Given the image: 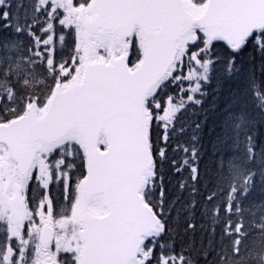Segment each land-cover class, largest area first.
Wrapping results in <instances>:
<instances>
[{
	"label": "water",
	"instance_id": "obj_1",
	"mask_svg": "<svg viewBox=\"0 0 264 264\" xmlns=\"http://www.w3.org/2000/svg\"><path fill=\"white\" fill-rule=\"evenodd\" d=\"M80 21L88 41L124 44L137 29L142 61L130 69L127 54H112L108 62L87 59L82 75L57 89L42 115L31 108L0 125V144L27 175L38 150L77 136L87 164L75 217L83 242L80 264H132L144 238L161 227L141 195L153 167L146 99L170 73L177 51L194 30L237 49L264 26V0H208L199 11L186 0H93ZM102 136L105 151L98 147ZM94 202L101 203L102 212L91 207ZM44 236L49 242L52 230Z\"/></svg>",
	"mask_w": 264,
	"mask_h": 264
},
{
	"label": "trees",
	"instance_id": "obj_2",
	"mask_svg": "<svg viewBox=\"0 0 264 264\" xmlns=\"http://www.w3.org/2000/svg\"><path fill=\"white\" fill-rule=\"evenodd\" d=\"M16 2L21 14L36 10L33 0H7ZM8 5L0 7L2 35L11 31L7 22L15 12L9 8L6 16ZM37 13L27 28L42 36L48 15ZM54 21L62 30L59 17ZM27 28L24 46H31ZM69 32L56 34L65 36L67 51ZM254 41L236 54L214 44L198 102L177 117L166 137L153 120L155 174L145 197L164 229L147 242V264H165L172 256L182 260L178 264H264V57Z\"/></svg>",
	"mask_w": 264,
	"mask_h": 264
},
{
	"label": "rangeland",
	"instance_id": "obj_3",
	"mask_svg": "<svg viewBox=\"0 0 264 264\" xmlns=\"http://www.w3.org/2000/svg\"><path fill=\"white\" fill-rule=\"evenodd\" d=\"M90 1L75 0L73 6L62 14L64 29L72 30L76 41L72 55L64 50L61 44L62 40L56 45L55 37L50 35L42 43L47 46L43 49L45 52L37 53L33 60L36 64L33 66L21 60L25 55L21 51L20 45L24 43L26 19L20 21V14L9 19L8 25L11 31L6 34V40L0 38V121L3 119V113L14 112L18 108L22 109L20 112L22 113L31 104L26 101L29 90L22 96L18 105L14 103V93L7 90L5 85L2 86L4 77L8 73L14 71L17 75L18 69L21 74L23 69V72L26 73L24 76L22 75L23 84L30 83L32 77L36 83H45L41 87V90H44L48 86L60 83L74 71L77 73L87 57H107L111 51L119 54L121 51L119 45L104 41L95 43L88 49L78 23V17L80 14L87 15L90 9ZM199 1L203 3L204 0ZM1 3H4V0H0ZM48 3L49 0H42L41 8L47 9ZM51 27L54 32L55 26L52 25ZM133 40L128 42V47L131 50L132 61L136 62L140 58L138 57L139 49L137 45L134 57L133 47L136 41ZM196 40L200 46L192 45L186 50L184 57L180 56L176 75L172 82L167 83L161 96L163 97V104L157 101L154 103L153 107L157 111V119L163 126H169L187 105L191 106L198 102L197 98L201 93L203 84L208 79L212 55L211 46L204 38H196ZM87 49L90 51L87 52ZM69 58L71 59L70 65L67 61ZM50 59L48 76H46L44 75L46 70L44 65ZM46 78L49 79L46 80ZM166 92L172 93V96L164 98ZM31 101L40 104V97L34 96ZM4 161L5 151L1 148V185L5 187L6 191H8L7 189H24V201L27 205V208L25 205L23 207V221L20 222L9 212V202L5 198L2 200L5 206L3 205V211L0 208V256L4 264H16V262L18 264H37L38 258L40 260L49 258V262L52 261L53 264H77L79 244L71 228L72 215L76 206H80L77 195L81 180L82 160L77 141L71 139L67 144L39 157L31 180L25 185L16 184L18 181L14 174V165L8 164L6 170L2 165ZM93 207L97 210L100 209L99 202H94ZM62 210H68L69 214L59 216L58 213ZM102 211L98 210L97 212ZM46 223L53 224L57 230L55 240L48 246H44L40 238L41 228ZM172 258L173 260L167 261L168 264H178L181 261L175 257Z\"/></svg>",
	"mask_w": 264,
	"mask_h": 264
},
{
	"label": "flooded vegetation",
	"instance_id": "obj_4",
	"mask_svg": "<svg viewBox=\"0 0 264 264\" xmlns=\"http://www.w3.org/2000/svg\"><path fill=\"white\" fill-rule=\"evenodd\" d=\"M10 190H12V192ZM12 194H13V189H8V191H7V199L5 198L8 202H10V197L9 196H11ZM22 194H23V192H21V195ZM0 208L3 211V202H2L1 199H0ZM51 262H49V258H44V259H41V260L38 258L37 264H53ZM0 264H4V261L2 260L1 256H0ZM16 264H18V262H16Z\"/></svg>",
	"mask_w": 264,
	"mask_h": 264
},
{
	"label": "bare ground",
	"instance_id": "obj_5",
	"mask_svg": "<svg viewBox=\"0 0 264 264\" xmlns=\"http://www.w3.org/2000/svg\"><path fill=\"white\" fill-rule=\"evenodd\" d=\"M12 15V14H11ZM13 18V17H12ZM8 32V31H7ZM26 104H27V102H26ZM254 112V111H253ZM238 114V113H237ZM228 117V116H227ZM250 119V118H249ZM227 123V122H226ZM252 161V160H251ZM237 176V175H236ZM239 176V175H238Z\"/></svg>",
	"mask_w": 264,
	"mask_h": 264
}]
</instances>
